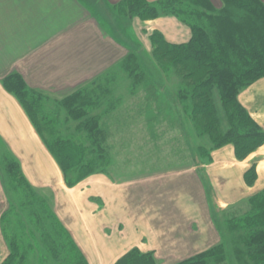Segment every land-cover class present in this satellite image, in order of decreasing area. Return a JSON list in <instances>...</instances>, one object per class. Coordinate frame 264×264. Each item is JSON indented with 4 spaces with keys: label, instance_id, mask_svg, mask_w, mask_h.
Here are the masks:
<instances>
[{
    "label": "crops",
    "instance_id": "0c3cea01",
    "mask_svg": "<svg viewBox=\"0 0 264 264\" xmlns=\"http://www.w3.org/2000/svg\"><path fill=\"white\" fill-rule=\"evenodd\" d=\"M121 1L0 0V141L30 183L51 198L89 264H115L135 247L153 251L158 264H179L222 241L216 209L226 211L264 189V144L243 160L226 145L199 170L119 180L96 174L69 187L24 107L3 85L17 72L46 95H68L135 50L141 29L148 36L160 30L171 42L190 38L176 17H123ZM131 30L136 36L127 39ZM239 100L264 129V77ZM253 162L257 179L248 185L245 172ZM8 206L0 177V264L9 254L1 225Z\"/></svg>",
    "mask_w": 264,
    "mask_h": 264
},
{
    "label": "trees",
    "instance_id": "16d2710c",
    "mask_svg": "<svg viewBox=\"0 0 264 264\" xmlns=\"http://www.w3.org/2000/svg\"><path fill=\"white\" fill-rule=\"evenodd\" d=\"M118 10L124 17L143 21L172 16L189 27L191 36L183 42L168 41L160 30H154L149 38L160 70L179 80L175 97L184 111L190 113L198 133L207 135L211 142L209 151L201 148L204 154L208 151L209 160L212 161L213 150L227 144L234 145L240 160L264 144L263 127L239 100L244 89L264 77L263 0H221L219 6L212 0H122ZM119 67L132 75H139V71L143 75L135 53L123 59ZM115 75L111 69L91 82L94 87L83 86L62 99L69 115L81 120L78 132H85L87 143L62 136H54L52 142L46 140L38 119L42 117L53 127L52 117L48 119L43 113L47 95L29 87L17 72L3 81L6 90L24 107L69 187L107 170L108 132L101 125V116L92 111L109 93L108 86ZM219 111L224 114L226 129ZM5 164L14 200L9 198V208L1 218L9 247V254L1 264H32L31 255L42 264L45 259L42 248L57 264H89L53 204L26 178L18 159L10 155ZM256 179L254 162L245 172V180L252 185ZM15 198L19 207L28 211L26 217L16 210ZM245 201L249 207L246 211L225 219L235 260L237 264H264V189ZM10 214L15 215L14 221L9 219ZM215 222L225 238L216 217ZM227 260L233 259L222 240L179 264H224ZM115 264H158V260L153 251L143 252L135 247Z\"/></svg>",
    "mask_w": 264,
    "mask_h": 264
},
{
    "label": "rangeland",
    "instance_id": "374dc122",
    "mask_svg": "<svg viewBox=\"0 0 264 264\" xmlns=\"http://www.w3.org/2000/svg\"><path fill=\"white\" fill-rule=\"evenodd\" d=\"M219 4L221 3H216L217 6ZM133 19L143 21L139 18ZM138 35L137 38L140 41H137V47L130 53L137 55L143 75L140 74V71L139 75H132L129 71L120 69V62L130 53L127 54L113 67L116 77L113 83L108 86L109 93L102 97L98 107L92 111V114L101 116V125L108 132L106 142L109 145L107 170L93 175L106 174L119 180L120 177L146 178L152 174L161 177L162 174L176 172L179 168L190 166L197 167L198 170L202 169L203 165L211 161L207 155L211 148V142L207 135L201 136L198 133L190 113L184 111L183 105L175 97L179 80L175 76L165 75L158 67L152 54L153 46L149 38L150 35L142 33V29L138 31ZM135 36L133 30L125 33L127 39H134ZM135 76L140 77L136 78ZM101 82L103 83V80ZM104 84H107L106 80H104ZM86 86L91 88L95 84L87 83L84 87ZM68 95H47L43 113L48 119L52 117L53 127L51 122L49 123L42 117L38 119V126L43 136L50 142L53 141L54 136H62L87 143L85 132H78L81 120L70 116L68 110L62 106V99ZM219 112H221L223 128L226 129L224 114L222 111ZM202 146L208 149L207 154H204L203 150L201 151ZM10 155L12 153L0 141V177L7 196L13 199L5 167L6 159ZM235 157L237 158L236 154ZM47 198L54 206L51 198L48 196ZM14 202L18 213L24 214L23 216L26 217L28 211L25 212L19 207L17 198ZM248 208V203L244 201L229 207L226 211L215 210V216L218 218L223 230L222 234L225 236L222 240L227 245V253L233 259L232 261L227 260L224 264H237L225 219L232 214L242 213ZM23 210L24 212L21 213ZM9 216L10 220L16 219L14 214ZM42 250L41 254L45 257L42 264H57L45 249L42 248ZM30 258L32 264H40L34 255H31Z\"/></svg>",
    "mask_w": 264,
    "mask_h": 264
}]
</instances>
